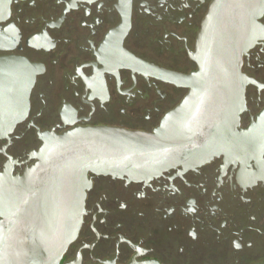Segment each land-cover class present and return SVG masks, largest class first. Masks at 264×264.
I'll use <instances>...</instances> for the list:
<instances>
[{
    "label": "flooded vegetation",
    "instance_id": "flooded-vegetation-1",
    "mask_svg": "<svg viewBox=\"0 0 264 264\" xmlns=\"http://www.w3.org/2000/svg\"><path fill=\"white\" fill-rule=\"evenodd\" d=\"M211 2L0 0V232L6 211L34 202L45 135L152 133L181 103L188 88L150 69L197 70L191 54ZM257 23L239 67L245 139L146 178L88 172L82 223L60 264H264V13Z\"/></svg>",
    "mask_w": 264,
    "mask_h": 264
},
{
    "label": "water",
    "instance_id": "water-1",
    "mask_svg": "<svg viewBox=\"0 0 264 264\" xmlns=\"http://www.w3.org/2000/svg\"><path fill=\"white\" fill-rule=\"evenodd\" d=\"M263 13L264 0H212L191 54L197 70L177 75L149 68L188 88L152 133L96 127L45 135L35 193L29 194L34 202L17 215L6 211L0 264H60L82 223L88 172L146 178L235 149L245 139L236 130L244 109L241 56L260 37Z\"/></svg>",
    "mask_w": 264,
    "mask_h": 264
}]
</instances>
